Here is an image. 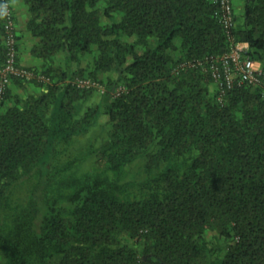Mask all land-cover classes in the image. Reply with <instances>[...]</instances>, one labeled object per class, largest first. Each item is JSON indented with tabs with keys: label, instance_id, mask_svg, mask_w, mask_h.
<instances>
[{
	"label": "trees",
	"instance_id": "16d2710c",
	"mask_svg": "<svg viewBox=\"0 0 264 264\" xmlns=\"http://www.w3.org/2000/svg\"><path fill=\"white\" fill-rule=\"evenodd\" d=\"M239 1L233 33L264 82V0ZM24 2L32 54L45 64L33 69L50 81L11 77L0 101V264H264L262 89H222L208 68L174 69L228 50L217 6ZM89 52L87 72L69 66ZM5 58L0 9V67ZM76 76L106 91L77 87ZM28 83L41 92L12 94ZM102 116V142L70 156ZM90 155L98 164L81 170Z\"/></svg>",
	"mask_w": 264,
	"mask_h": 264
},
{
	"label": "built area",
	"instance_id": "2783aa9c",
	"mask_svg": "<svg viewBox=\"0 0 264 264\" xmlns=\"http://www.w3.org/2000/svg\"><path fill=\"white\" fill-rule=\"evenodd\" d=\"M217 6L216 15L222 24L229 43L228 50L219 55L207 56L202 59L186 60L178 63L176 71L200 66L209 69L213 80L222 87H231L235 82L258 85L264 95V82L258 77L257 63L247 54L246 44L234 36L235 26L234 11L231 0H210ZM1 15L4 18V43L6 46V58L0 67V101L3 98L6 86L11 77H19L27 81L49 82V76L40 70L28 68L18 62V38L15 25L14 11L11 0H1ZM80 88H94L99 93L106 91L104 84L86 76H76L69 80ZM124 87L118 85L112 92V96L118 95Z\"/></svg>",
	"mask_w": 264,
	"mask_h": 264
},
{
	"label": "crops",
	"instance_id": "0c3cea01",
	"mask_svg": "<svg viewBox=\"0 0 264 264\" xmlns=\"http://www.w3.org/2000/svg\"><path fill=\"white\" fill-rule=\"evenodd\" d=\"M12 8L14 11L15 25L18 34V62L28 68H43L44 61L41 57H37L32 54V46L38 40V37H35L29 33L26 29V22L28 19V10L27 5L24 0H11ZM236 15L242 14V5L239 0H236L234 3ZM94 52L84 53L80 56L79 61L72 62L69 66L76 70L77 68H83L86 72L90 69V64L92 62ZM55 63L61 66H65L64 53L58 52L55 55ZM101 78H105L106 74L101 73ZM12 94L23 95L25 91L28 93L38 94L41 92V87L33 83H28L25 85V88L16 86L15 84L10 85Z\"/></svg>",
	"mask_w": 264,
	"mask_h": 264
},
{
	"label": "rangeland",
	"instance_id": "374dc122",
	"mask_svg": "<svg viewBox=\"0 0 264 264\" xmlns=\"http://www.w3.org/2000/svg\"><path fill=\"white\" fill-rule=\"evenodd\" d=\"M235 1L236 0H233V3H235ZM241 21H242L241 15H238L237 20L235 22L236 25L239 26ZM256 63H257V69L259 71L261 64L259 62H256ZM98 98H99V95L94 94L92 98L89 100V103H93L97 101ZM105 120H106V117L102 116L100 118L99 123L94 124L91 128H89V130L86 133L78 137H75V140L70 144L72 154L70 153L69 155L73 156V155L79 154L81 153L82 150L86 151V149L90 145H97L99 142H102V140L106 137V127L103 125ZM95 163L98 164V161L94 159L93 155H90V157L81 164L80 169L84 170V169L91 168ZM136 168H137V164L131 167L132 170H135ZM206 235L208 239H212L214 234L211 231H207Z\"/></svg>",
	"mask_w": 264,
	"mask_h": 264
}]
</instances>
